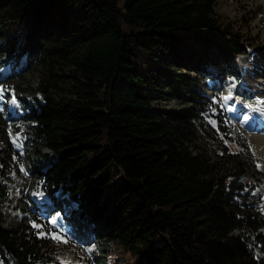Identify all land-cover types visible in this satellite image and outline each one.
<instances>
[{"label":"trees","instance_id":"obj_1","mask_svg":"<svg viewBox=\"0 0 264 264\" xmlns=\"http://www.w3.org/2000/svg\"><path fill=\"white\" fill-rule=\"evenodd\" d=\"M215 6L0 0V20L24 21L22 34L0 43L4 63L27 56L26 69L9 77L45 57L56 62L38 85L39 99L37 89L18 95L29 108L18 117L23 148L3 137L0 178L13 155L34 148L27 166L46 197L65 209L71 235L73 222L86 223L93 242L126 250L130 264H264V213L254 190L260 165L193 141L207 126L229 127L224 105L195 75L237 81L245 72L239 57L264 48ZM40 144L49 151L35 149ZM52 230L36 211L9 227L0 223L1 263L63 264Z\"/></svg>","mask_w":264,"mask_h":264},{"label":"rangeland","instance_id":"obj_2","mask_svg":"<svg viewBox=\"0 0 264 264\" xmlns=\"http://www.w3.org/2000/svg\"><path fill=\"white\" fill-rule=\"evenodd\" d=\"M215 11L222 20L233 21V27L244 33L249 41L252 40L254 42L253 44L257 45L256 43H259L264 47V0H216ZM9 19L0 20V43L4 42L5 39H9L10 35L22 34L23 19L18 18L12 22H9ZM255 52H257V55L254 57L259 56V60L256 58L249 59ZM255 52L239 57L240 61L249 59V62L244 67L246 82L242 79L239 82H234L228 76H205L206 78H204V75H195V80L199 79L200 83L206 80V84H203V87L206 89L207 94L220 99L226 109L233 106L232 104L235 101H237V107L239 108L241 104L244 106H259L261 104V93L255 86V79H260V81L264 82V48L263 53ZM135 53L138 56L141 55L140 50H136ZM52 63L56 64L55 60L45 57L42 62L35 65L33 63L30 69L15 79L8 76L25 65H19V62L17 63L18 67L16 64L15 66L11 64V68L8 71H3L0 68V89L4 90L3 99H0V148L5 147L6 142L3 137L6 138L12 147L21 148L23 126L16 119L17 114H20V112L11 108V98L14 95L18 100V95L26 92V90L30 93V90L37 89L35 94L38 95V85L49 76ZM3 64L0 62V67ZM62 66L61 63L57 64L59 68ZM134 66L139 68V62H135ZM207 70L212 71L213 69ZM233 84L235 85L234 88L231 87ZM6 89L11 92L9 99L5 95ZM229 91L232 93V99L224 100L223 96L227 95ZM164 103L169 106L177 105L174 100H166ZM4 107H7V110ZM8 109L11 110L10 116L7 114ZM245 110L246 113L238 108L236 111L229 108L228 111L233 112V114L231 112L228 113L229 127L225 131L216 132L207 126V129L203 130L202 134L194 138L193 141L195 144L203 145L209 150L210 148L208 147L216 148L223 152L224 155L236 154L238 159L244 161L248 166L254 163L260 165L258 169L262 171L261 183L256 185L254 190L261 194L258 206L259 210L264 213V142L256 140V135H254L263 132L261 131L262 127H257V119L255 127L250 128L252 131L245 126L247 122L245 123L243 118L240 119L242 114H246L245 117L247 116L248 109ZM233 115L239 121H236ZM37 148L40 149L41 153H46L49 150L43 144L35 147V149ZM33 152L34 148L25 153L13 155L10 159V169L7 175L0 178V213L2 214L0 223L2 226L9 227L20 221L25 215L30 216L32 211H36L38 206L44 210V214H48L50 220H53L58 211L64 219L63 211L57 209V206H55L54 210L47 211L48 208H45L44 204L37 203L38 197L46 196L41 190V183L31 173H28V171H31L27 166V158L32 156ZM72 227L79 233L83 226L78 222H73ZM59 228L65 233L69 232L65 225ZM260 230L264 231V226ZM238 232L237 229L233 231L235 234ZM89 234L91 233L87 231L77 238L60 236L61 241L56 243L55 251L56 255L62 258L63 264H130V256L126 250L119 247H103L88 239L87 236ZM263 254V252L259 253V255Z\"/></svg>","mask_w":264,"mask_h":264},{"label":"bare ground","instance_id":"obj_3","mask_svg":"<svg viewBox=\"0 0 264 264\" xmlns=\"http://www.w3.org/2000/svg\"><path fill=\"white\" fill-rule=\"evenodd\" d=\"M255 86L257 87L258 91H260V93H261L260 94L261 104L257 107H252V108L256 110V113L258 116L257 127L259 126V127H262V129H264V82L260 81V79H255ZM232 105L233 106H230L229 108L233 111H236L237 110V101H235ZM243 117H244V115L242 114L240 119H242ZM254 135H256L255 136L256 140L264 142V134L263 133L254 134ZM254 135H252V136H254Z\"/></svg>","mask_w":264,"mask_h":264},{"label":"snow or ice","instance_id":"obj_4","mask_svg":"<svg viewBox=\"0 0 264 264\" xmlns=\"http://www.w3.org/2000/svg\"><path fill=\"white\" fill-rule=\"evenodd\" d=\"M231 87H235V85L233 84V85H231ZM3 89H0V99H3ZM223 99L224 100H230V99H232V93H231V91H229L228 92V94L227 95H225V96H223ZM11 103L13 104V105H15L16 103H17V100H16V98H15V96L13 95L12 96V98H11ZM231 110V109H230ZM248 119V117H245V120H247ZM41 195H42V193H41ZM51 223H53V224H55L56 223V221H55V219H53L52 221H51ZM33 227H40L39 225H37V224H33ZM40 235H44L43 233H40ZM53 239H61V237H59V236H57V235H53ZM64 242H67V241H64Z\"/></svg>","mask_w":264,"mask_h":264}]
</instances>
